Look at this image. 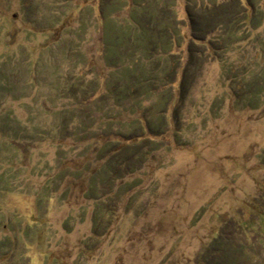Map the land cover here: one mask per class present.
Returning <instances> with one entry per match:
<instances>
[{
  "label": "rangeland",
  "instance_id": "374dc122",
  "mask_svg": "<svg viewBox=\"0 0 264 264\" xmlns=\"http://www.w3.org/2000/svg\"><path fill=\"white\" fill-rule=\"evenodd\" d=\"M0 264H264V0H0Z\"/></svg>",
  "mask_w": 264,
  "mask_h": 264
}]
</instances>
